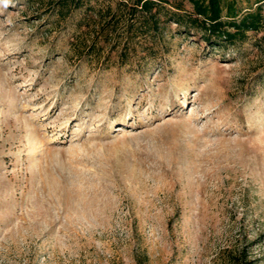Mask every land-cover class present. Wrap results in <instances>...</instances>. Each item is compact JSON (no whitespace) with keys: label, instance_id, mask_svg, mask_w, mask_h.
I'll list each match as a JSON object with an SVG mask.
<instances>
[{"label":"rangeland","instance_id":"obj_1","mask_svg":"<svg viewBox=\"0 0 264 264\" xmlns=\"http://www.w3.org/2000/svg\"><path fill=\"white\" fill-rule=\"evenodd\" d=\"M54 1L0 0V264H264L263 33Z\"/></svg>","mask_w":264,"mask_h":264},{"label":"trees","instance_id":"obj_2","mask_svg":"<svg viewBox=\"0 0 264 264\" xmlns=\"http://www.w3.org/2000/svg\"><path fill=\"white\" fill-rule=\"evenodd\" d=\"M192 5V11L186 15L181 14L182 6L177 5L173 15L175 23H183L188 29H196L202 34L203 40L214 43L234 42L242 39L248 31L262 32L264 40V12L260 7L254 11L246 12L241 18H236L234 5L226 4V12L222 0H187ZM54 3L60 13L81 8L84 0H55ZM171 0H121L118 4L122 13H128L125 21L128 35L135 28L152 29L157 27L160 9ZM224 17H227L226 19ZM110 31L106 28L102 33L105 36Z\"/></svg>","mask_w":264,"mask_h":264}]
</instances>
